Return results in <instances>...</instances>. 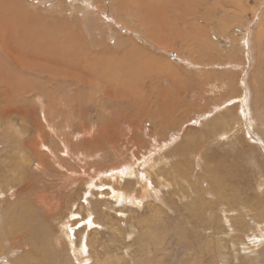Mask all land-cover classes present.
I'll use <instances>...</instances> for the list:
<instances>
[{
    "label": "rangeland",
    "instance_id": "rangeland-1",
    "mask_svg": "<svg viewBox=\"0 0 264 264\" xmlns=\"http://www.w3.org/2000/svg\"><path fill=\"white\" fill-rule=\"evenodd\" d=\"M88 1L22 0L96 43L74 66L0 46V264H264V0H183L186 16L182 0ZM4 27L14 23H0V42ZM92 62L107 68L102 79ZM69 174L79 178L66 196ZM91 174L108 185L89 192ZM39 193L65 206H38ZM20 214L40 240L10 229Z\"/></svg>",
    "mask_w": 264,
    "mask_h": 264
},
{
    "label": "bare ground",
    "instance_id": "bare-ground-1",
    "mask_svg": "<svg viewBox=\"0 0 264 264\" xmlns=\"http://www.w3.org/2000/svg\"><path fill=\"white\" fill-rule=\"evenodd\" d=\"M58 1V0H57ZM95 1V0H93ZM92 0H89L87 3L89 5H86V6H90L92 3H93ZM191 1H194V0H191ZM201 1V0H199ZM218 3H221L223 4L224 2H226V0H217ZM105 2V1H104ZM127 2H129V0H127ZM127 2L126 0H114V3L119 6L120 8H126L127 6ZM228 2V1H227ZM44 3V2H43ZM155 3V2H154ZM174 3L177 5V9L180 10V12L183 13L184 16H186V12H183L185 11L184 7H185V2L182 0V2H180L179 4L177 3V1H174ZM61 4V3H60ZM94 4V3H93ZM92 4V5H93ZM226 4V3H225ZM229 4V3H228ZM55 5V4H54ZM97 5V4H95ZM93 5V6H95ZM106 5V3H105ZM115 5V6H116ZM169 5V4H168ZM33 6V5H32ZM92 6V7H93ZM107 6V5H106ZM195 6L200 7L198 6V3L197 5L195 4ZM194 6V7H195ZM59 7V6H57ZM63 6L61 5V8ZM97 7V6H96ZM136 7H139L136 5ZM146 7V6H145ZM153 7V6H152ZM235 7V6H234ZM239 7V5H238ZM9 8L11 10H13V13H11V20L12 22L14 23V27H12L11 29H7L6 27H4L5 30L7 31H4V38H3V41L0 42V46L2 48H5L7 51H10L11 49L15 48L17 49L18 47H20L21 50H24L25 52L24 53H21L23 57H25V55L27 56H31V52H35V53H42V59H46V60H49L47 58H49V54H54L52 57H50V59H54V56H57L59 57V59H62V60H65V61H68V65L70 67L74 66V63H76L77 61L79 62L81 59H82V56L84 55H87V53L89 52L90 49L93 48V44L96 45V43L94 42H90V41H86L84 38L81 39L80 35L77 34V30H76V25L71 23V20H69L68 18H62V15L60 13L61 16H59L58 12L56 11H53V12H50V11H46V10H41V12H36L35 11V7L33 8H30L28 7L25 3L22 2V0H0V23L2 25H9L11 24V20H9V18L6 17L5 14L8 13V10ZM53 8V7H52ZM66 8V7H64ZM107 8V7H106ZM148 8V7H146ZM168 8V7H167ZM196 8V7H195ZM40 9V8H39ZM56 9V8H55ZM54 9V10H55ZM63 9V8H62ZM84 9V8H83ZM88 9V8H87ZM154 9V8H153ZM4 10V11H2ZM150 10V9H149ZM98 11V10H97ZM36 12V13H35ZM100 12V11H99ZM105 12V11H104ZM120 12V11H119ZM149 12V11H148ZM155 12V11H154ZM195 12V11H194ZM89 13V12H88ZM91 13V12H90ZM117 13V12H116ZM137 13V12H136ZM142 13V11L140 12ZM144 13V12H143ZM167 13V12H166ZM189 13V12H188ZM191 13V12H190ZM193 13V12H192ZM65 14V13H64ZM76 14V13H75ZM75 14L73 16H75ZM120 14V13H119ZM138 14V13H137ZM146 14V13H145ZM154 14V13H153ZM105 15V14H104ZM117 15V14H116ZM189 15V14H187ZM194 15L196 16V14L194 13ZM193 15V16H194ZM198 15V14H197ZM72 16V15H71ZM120 16V15H119ZM122 16V15H121ZM132 16V14H131ZM191 16V14H190ZM194 16V17H195ZM79 17V16H78ZM109 17V16H108ZM117 17V16H115ZM129 17V16H128ZM154 17V16H153ZM183 17V16H181ZM132 18V17H131ZM146 18V17H145ZM189 18V17H188ZM72 19V17H71ZM93 19V18H92ZM185 19V18H184ZM187 19V18H186ZM193 19V18H192ZM192 19H190L192 21ZM149 20V19H148ZM161 20V19H160ZM203 20V19H202ZM205 20V19H204ZM93 21V20H92ZM126 21V20H125ZM188 21V20H187ZM194 21V20H193ZM196 21V20H195ZM203 22V21H202ZM205 22V21H204ZM75 23V22H74ZM90 23V22H89ZM195 23V22H194ZM207 23V22H206ZM148 24V23H147ZM75 25V26H73ZM186 25V24H185ZM196 25V23H195ZM208 25V24H207ZM190 26V25H189ZM206 27V26H205ZM82 31V30H81ZM150 32V31H149ZM151 33V32H150ZM223 34V33H222ZM79 35V36H78ZM115 35V34H114ZM154 35V34H153ZM181 36V35H180ZM215 36V35H214ZM116 37V36H115ZM114 37V38H115ZM242 37V36H241ZM98 41V40H97ZM5 42V43H4ZM244 42V41H243ZM10 45H12V47H10ZM58 45V46H56ZM198 45V44H197ZM214 47V46H213ZM113 48V47H112ZM218 48V47H217ZM203 49V48H202ZM93 50V49H92ZM95 50V49H94ZM44 51H49L50 53L47 54V52H44ZM11 52V51H10ZM17 52V50H16ZM133 52V51H132ZM18 53V52H17ZM27 53V54H26ZM117 53V52H116ZM231 53V52H230ZM4 54V53H3ZM12 54V53H11ZM233 54V53H232ZM235 54V53H234ZM6 55V54H5ZM33 56V55H32ZM45 57V58H44ZM129 57V56H128ZM136 57V56H135ZM106 59V58H105ZM45 61V60H44ZM106 61V60H105ZM50 62V61H49ZM134 62V61H133ZM170 62V61H169ZM62 63V62H61ZM197 63V62H196ZM91 65V66H90ZM122 65V64H121ZM239 65V64H238ZM79 66V65H78ZM69 67V68H70ZM149 67V66H148ZM90 70L95 74V77H100L99 75L101 76H104V72L107 70V68L105 67V65L103 63L101 64H95V62H92L88 65V69L87 70ZM121 68V66H120ZM143 68V67H142ZM123 69V68H122ZM153 69V68H152ZM68 71V70H67ZM73 71V70H72ZM80 71V70H79ZM117 71V70H116ZM121 71V70H120ZM52 72V71H51ZM86 71H84L85 73ZM122 73V72H121ZM129 73V72H128ZM136 73V72H135ZM145 73V72H144ZM44 74V73H43ZM48 74V73H47ZM112 74V73H110ZM131 74V73H130ZM148 74V73H147ZM150 74V73H149ZM50 75V74H49ZM52 75V74H51ZM108 75V74H107ZM127 75V74H126ZM129 75V74H128ZM125 77V76H124ZM101 78V77H100ZM139 78V77H137ZM102 79V78H101ZM104 79V78H103ZM129 80V79H128ZM132 80V78H131ZM135 80V79H134ZM132 82V81H131ZM137 82V81H136ZM45 83V82H44ZM122 83V82H121ZM120 83V84H121ZM142 83V82H141ZM119 84V83H118ZM119 84V85H120ZM77 85V83H76ZM104 84H102L103 86ZM106 85V84H105ZM139 85V84H138ZM110 86V85H108ZM99 87V86H98ZM130 87V86H129ZM104 88V87H103ZM113 88V87H112ZM126 88V87H124ZM156 88V87H155ZM133 89V88H132ZM135 89V88H134ZM133 89V90H134ZM116 90V89H115ZM114 90V91H115ZM118 90V89H117ZM120 90V89H119ZM125 90V89H124ZM123 90V91H124ZM127 90V89H126ZM130 90V89H129ZM122 92V91H121ZM143 92V91H142ZM139 93V92H138ZM164 93V92H163ZM172 93V92H171ZM167 94V93H166ZM165 95V94H164ZM169 95V94H168ZM245 95H246V92H245ZM170 97V96H169ZM91 100V99H90ZM94 100V99H93ZM164 100V99H163ZM232 100V99H231ZM264 100V99H263ZM89 101V100H88ZM170 101H172L170 99ZM245 101V100H243ZM261 101V99H260ZM242 102V101H241ZM176 103V102H175ZM229 103V102H227ZM178 104V103H177ZM242 104V103H240ZM219 105V103H218ZM220 106V105H219ZM228 106V105H227ZM237 106V105H236ZM223 107V106H222ZM259 107H263V105L258 102V108ZM173 108V107H172ZM220 108V107H219ZM227 108V107H226ZM224 107V109H226ZM264 108V107H263ZM228 109V108H227ZM241 111L244 113L246 111V109L244 107L240 108ZM232 110V109H231ZM168 111V110H167ZM205 111V110H204ZM203 111V112H204ZM210 111V110H209ZM226 111V110H225ZM250 112V111H249ZM213 113V112H212ZM207 114V113H206ZM251 114V113H250ZM202 115V114H201ZM221 115V114H220ZM242 115V114H241ZM168 116V115H167ZM208 116V115H207ZM206 116V118H207ZM212 116V115H211ZM219 116V114H218ZM163 117V116H162ZM163 119V118H162ZM208 119V118H207ZM247 124V123H246ZM164 124H162L163 126ZM248 125V124H247ZM166 126V124H165ZM163 126V127H165ZM167 127V126H166ZM249 128V127H248ZM171 131V130H170ZM224 131V130H223ZM249 134V133H248ZM225 136V134H224ZM90 137V136H89ZM177 138V137H176ZM174 138V139H176ZM92 139V138H91ZM173 139V140H174ZM263 140V139H262ZM261 140V141H262ZM44 141V140H43ZM45 142V141H44ZM156 142V141H155ZM35 144V143H34ZM32 145V144H30ZM159 145V144H158ZM162 145V144H160ZM163 146V145H162ZM264 146V145H263ZM37 147V146H35ZM155 147V146H154ZM158 148V147H156ZM155 148V150H156ZM162 148V147H159V149ZM158 149V151H159ZM157 151V150H156ZM40 152V151H39ZM152 152H155V151H152ZM41 153V152H40ZM150 154H153L151 153L150 151ZM155 154V153H154ZM87 156V154H86ZM135 156V155H134ZM151 156V155H150ZM149 156V157H150ZM194 157H198V154H196ZM147 159V157H145ZM144 158V159H145ZM151 158V157H150ZM137 159V158H136ZM39 160H40V170L42 169V167H46V163H44V158L40 155L39 156ZM135 160V159H134ZM141 160V159H140ZM154 160V159H153ZM149 164L150 160H147ZM152 161V160H151ZM201 161V160H200ZM202 162V161H201ZM50 163V162H49ZM126 163V162H125ZM128 163V162H127ZM133 163V162H132ZM135 163V162H134ZM141 163V162H140ZM151 163V162H150ZM38 164V163H37ZM53 164V162H52ZM129 164V163H128ZM146 164V165H147ZM154 164V163H153ZM127 165V164H126ZM140 165V164H139ZM142 165V163H141ZM128 166V165H127ZM143 166H145V164H143ZM150 166V165H148ZM153 166V165H152ZM48 167V166H47ZM155 167V166H153ZM56 168H59V167H56ZM55 168V169H56ZM130 168V167H129ZM142 168V167H141ZM146 168V167H145ZM148 169V168H147ZM155 169V168H154ZM58 170V169H57ZM41 171H46V170H41ZM48 171V170H47ZM139 171V170H138ZM142 171V170H141ZM139 172L140 174L142 172ZM144 171V169H143ZM96 172V171H95ZM120 172V173H119ZM131 171H129V169H122V170H118L117 172L115 171L113 173V177H121V175L119 174H130ZM42 173V172H41ZM51 173V172H50ZM63 173V172H62ZM148 174V172H146ZM60 174V173H59ZM65 174V173H64ZM133 174V173H132ZM139 174V175H140ZM146 174V175H147ZM47 175V174H46ZM145 172L142 173V181H144L145 177ZM37 176V175H36ZM42 176V175H40ZM49 176V175H48ZM96 176V177H95ZM139 176V177H141ZM39 177V175L37 176ZM79 177H77L76 175H71L69 174V176L62 182V184L60 185V189L63 191V193H67L66 196H68L70 193H72L71 191L74 189V185L77 183V180H78ZM96 178L97 179H100L101 183L98 184L96 182ZM112 178V177H111ZM35 179H37L35 177ZM42 179V178H41ZM117 179V178H116ZM113 180V179H112ZM121 180H124L121 178ZM120 179H117L116 181L118 182H122ZM147 181H149V179L147 178L146 179ZM41 182V181H40ZM89 188H88V191L90 192L91 188L93 186H100V187H103L105 185H108L107 182L103 181L102 177L99 175V174H96V175H90L89 178H88V181H86ZM149 183V182H148ZM110 184V183H109ZM40 185V184H39ZM113 185V183H112ZM150 185V184H149ZM45 186V185H44ZM35 187V186H34ZM109 187L111 188L112 192L114 193V196L116 197H119L120 199H126V198H132L133 200L135 201H138V194L134 193V191H124V189L122 188H116V187H113V186H110ZM142 187H145L144 189L147 188V184H143ZM13 187H9L6 192L8 193ZM39 188V187H38ZM27 192H29L31 190V186L28 185L26 188H25ZM43 189V188H42ZM99 189V188H97ZM92 192V191H91ZM31 193V192H30ZM62 193V194H63ZM28 194V193H27ZM29 195V194H28ZM92 195V194H91ZM73 196V195H72ZM71 196V197H72ZM85 198H86V204H87V207H91L92 205V201L88 198V195H85ZM2 199V198H1ZM34 199H35V202L36 204L39 206L43 204H46V205H51L52 206H56L58 209L57 212L59 211V209L62 210V205L65 206L63 203L66 202L65 200V196L63 198V196L61 195V197H57V199H54L52 197H50L47 193H39L37 194L36 196H34ZM72 199V198H71ZM131 199V200H132ZM140 200V199H139ZM68 202V201H67ZM121 203V202H120ZM137 203V202H136ZM73 205V204H72ZM67 207V206H66ZM83 207V206H82ZM94 207V206H93ZM71 208V207H70ZM87 208V216H89V226H94L95 224L99 223L97 221H95V217L92 216V212L94 209H91L89 210ZM25 210H28L29 212V205L28 204H25L24 208ZM24 210V211H25ZM54 210V209H53ZM73 210V209H72ZM75 211V210H74ZM234 211V210H233ZM31 212H35L34 211V208L31 210ZM65 212V211H64ZM68 213H70L68 211ZM60 214V213H59ZM75 214V213H72V215ZM1 215V214H0ZM21 217H16L15 216V219H14V222L12 224V228L10 229H14L17 228L18 230V233H21L19 231L20 229V226L23 225L27 228V233L31 236V237H38V235H36V233L38 234L39 232V228H38V225H37V228L36 226H33V225H30V221L31 222H34L35 219L34 218H31L28 220V216L29 215H26V217L22 218L23 215L20 214ZM33 216V214H32ZM41 217V216H40ZM63 218V217H62ZM69 219V216L67 217ZM73 218V216H71V219ZM75 218V217H74ZM57 219V218H56ZM65 219V218H64ZM70 219V220H71ZM28 220V221H27ZM50 219H48L49 221ZM74 220V219H73ZM226 220H228V217L226 218ZM52 221V220H51ZM61 221V220H60ZM59 221V223H60ZM64 221V220H63ZM66 221H68L66 219ZM50 222V221H49ZM62 222V221H61ZM47 223V222H46ZM45 223V224H46ZM52 223V222H51ZM38 224V223H37ZM40 224V223H39ZM44 225V224H43ZM52 225V224H51ZM71 225V223H70ZM74 225V224H72ZM262 225V224H261ZM22 226V231L24 232V228ZM49 226V225H48ZM46 226V228L48 227ZM66 227L65 228H68L69 230V233L70 231L72 230L71 229V226H68V225H65ZM90 226V227H91ZM31 227H34L33 229H31ZM63 227V226H62ZM37 232H36V230ZM42 229V228H41ZM75 230V229H74ZM67 231V230H66ZM65 231V232H66ZM261 231H264L263 229ZM9 232V229L6 231V234H8ZM42 232V230L40 231V233ZM63 231V233H65ZM72 232V231H71ZM46 233V232H44ZM62 233V234H63ZM73 233V232H72ZM263 233V232H261ZM27 234V235H28ZM42 234V233H41ZM67 234V233H66ZM254 234V232H253ZM68 235V234H67ZM66 235V236H67ZM77 235V234H76ZM13 236V235H12ZM20 236V235H19ZM18 236V237H19ZM62 236V235H60ZM72 236V235H71ZM263 236V235H262ZM1 238V237H0ZM39 238V237H38ZM59 238V237H58ZM63 238V237H62ZM260 238V237H258ZM263 238V237H262ZM64 239V238H63ZM62 239V240H63ZM83 239V238H82ZM40 240V238H39ZM81 241V239H80ZM49 243V241H47ZM29 243V242H28ZM35 243V242H33ZM37 243V242H36ZM34 244V247L35 245L37 246V244ZM46 243V242H45ZM65 243V242H64ZM31 244V243H30ZM39 244V243H38ZM47 244V243H46ZM69 244V242H68ZM81 244V243H80ZM82 244H83V241H82ZM257 244V243H256ZM17 245V244H16ZM40 245V244H39ZM50 245V244H49ZM31 246V245H30ZM69 246V245H68ZM46 247V246H45ZM52 247V246H51ZM59 247V246H58ZM26 248V246H25ZM31 248V247H30ZM33 248V246H32ZM37 248H40V247H37ZM71 248V247H70ZM77 248V247H76ZM75 248V249H76ZM79 248V247H78ZM83 248V247H82ZM42 250H44L43 248H41ZM49 249V247H48ZM89 249V248H88ZM18 250V249H17ZM71 250V249H70ZM38 251V250H37ZM69 252V251H68ZM89 252H90V249H89ZM30 253H33V252H26V254L24 256L25 259H27L28 261L32 262L30 260V255L33 256L34 254H30ZM71 253V252H70ZM30 254V255H29ZM46 254V253H45ZM53 254V253H52ZM264 254V253H263ZM36 255V254H35ZM34 255V256H35ZM74 255V254H73ZM82 255V254H81ZM68 256V255H67ZM44 257V256H43ZM21 258H22V255H21ZM36 258V257H34ZM39 258V257H38ZM49 258V257H48ZM66 258V257H65ZM75 258V257H74ZM50 259V258H49ZM78 259V258H77ZM24 260V259H23ZM37 260V259H36ZM35 260V261H36ZM46 260V259H45ZM74 260V259H73ZM82 260V259H81ZM80 260V261H81ZM38 262V261H37ZM41 262V261H40ZM22 264H25L24 261H21ZM43 263V262H42ZM12 264V263H11ZM51 264V263H50ZM82 264H88V262H85L83 261Z\"/></svg>",
    "mask_w": 264,
    "mask_h": 264
}]
</instances>
